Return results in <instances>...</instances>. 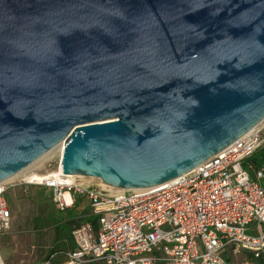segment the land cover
Instances as JSON below:
<instances>
[{
    "label": "water",
    "instance_id": "obj_1",
    "mask_svg": "<svg viewBox=\"0 0 264 264\" xmlns=\"http://www.w3.org/2000/svg\"><path fill=\"white\" fill-rule=\"evenodd\" d=\"M263 121L264 0H0V184L63 144L65 176L153 189Z\"/></svg>",
    "mask_w": 264,
    "mask_h": 264
},
{
    "label": "built area",
    "instance_id": "obj_2",
    "mask_svg": "<svg viewBox=\"0 0 264 264\" xmlns=\"http://www.w3.org/2000/svg\"><path fill=\"white\" fill-rule=\"evenodd\" d=\"M263 148L264 121L194 171L142 192L97 191L60 171L18 181L50 190L61 212L78 195L89 200L98 230L75 228L62 264H264V164L248 163ZM8 189L0 184V236L11 229Z\"/></svg>",
    "mask_w": 264,
    "mask_h": 264
},
{
    "label": "rangeland",
    "instance_id": "obj_3",
    "mask_svg": "<svg viewBox=\"0 0 264 264\" xmlns=\"http://www.w3.org/2000/svg\"><path fill=\"white\" fill-rule=\"evenodd\" d=\"M61 158V154L53 153L40 169L31 173V176H43L47 173L58 172ZM253 178L256 179L254 175ZM91 183L94 184V182L89 184ZM260 184L264 187V180L260 181ZM26 189L30 191L21 197L25 194ZM5 197L10 206H15L19 197L20 202L17 213L12 219L10 231L0 236V264H41L40 260L45 258L50 247L56 250L61 248V245L55 242V235L57 228L62 229V234L68 233L63 223L67 214L59 212L51 199L47 200V192L41 188L27 186L26 188L13 189ZM34 228H37V231H34ZM6 247L9 250V259ZM229 254L230 249L226 256ZM248 256V253L243 252L237 260L241 261Z\"/></svg>",
    "mask_w": 264,
    "mask_h": 264
},
{
    "label": "trees",
    "instance_id": "obj_4",
    "mask_svg": "<svg viewBox=\"0 0 264 264\" xmlns=\"http://www.w3.org/2000/svg\"><path fill=\"white\" fill-rule=\"evenodd\" d=\"M249 164H252L254 169H259L263 163H264V148L262 150H260L253 158H251L248 161ZM81 200L78 201V204H80ZM80 207V206H79ZM77 218H75L74 216H71V219L66 222L65 225V230L68 232L67 234H62V229L61 228H57L56 231V243L59 245H61L62 249L56 250L53 249L50 253V255H48L47 259H50L52 256L56 255V258L54 260V262L56 264H62L63 260L65 259V254L70 252V250L68 251L67 249H65L66 242H69L72 236V231L79 227L80 225L84 224V223H92L95 230H98V221L96 218L92 217L89 209H85L82 211H75L74 213ZM58 258H60L59 260H57ZM45 260V261H46ZM57 260V261H56Z\"/></svg>",
    "mask_w": 264,
    "mask_h": 264
},
{
    "label": "crops",
    "instance_id": "obj_5",
    "mask_svg": "<svg viewBox=\"0 0 264 264\" xmlns=\"http://www.w3.org/2000/svg\"><path fill=\"white\" fill-rule=\"evenodd\" d=\"M263 164H264V163H263ZM26 187H27V185L21 184V183H19V182L17 183L16 181H15V182H9V189H8L6 195H7L10 191H12L13 189H18V188L21 189V188H26ZM37 188L44 189V190L47 192V200H49V198H50L51 201L53 202V199H52V193H51L50 190H47V189L42 188V187H37ZM29 191H30L29 189H26V190H25V194L22 195L21 197H24L25 195H27V193H28ZM19 199H20V197L18 198V203H17L15 206H10L9 203H8V207H9V209H10V211H11V214H12L11 224H12V219H14V217H15V215H16V213H17V209H18V207H19V202H20ZM6 200H7V198H6ZM79 200H81L80 204H78V201H79ZM7 202H8V200H7ZM53 204H54V202H53ZM79 206H80V207H79ZM85 209H89V211L91 210V209H90V202H89V200H88L86 197L78 195V196L75 197V200H74L73 206H72L71 208L67 209V210L64 211V212H61V211H59V212L64 213V214H67V218H64V219H63V223L65 224L66 222H68V221L71 219V216H74L75 218H77V216L74 214L75 211H77V210H78V211H82V210H85ZM37 220H39V219H37ZM37 220L35 221V224H36ZM34 231H37V228H34ZM70 239H71V240H70L69 242L64 243V244H66L65 249H67L68 251H69V250H70V251H73V250H75V245H74V242H73L72 236H71ZM55 242H56V235H55ZM58 244H59V243H58ZM3 246H6V245H3ZM6 249H7V247H6ZM60 249H62V248H60ZM52 250H53V247H50L48 253H47L46 256H45V258H42V259L40 260V261H41V264L44 263V261L47 259L48 255H50V253H51ZM7 258L9 259V250H8V249H7ZM59 259H60V258H58L57 260H59ZM57 260H56V261H57ZM64 260H65V259H64ZM64 260H63L62 262H64Z\"/></svg>",
    "mask_w": 264,
    "mask_h": 264
},
{
    "label": "bare ground",
    "instance_id": "obj_6",
    "mask_svg": "<svg viewBox=\"0 0 264 264\" xmlns=\"http://www.w3.org/2000/svg\"><path fill=\"white\" fill-rule=\"evenodd\" d=\"M59 153V154H63V144H61L60 146H58L57 148H55L53 151H51L50 153H48L45 157H43L41 160H39L38 162H36L35 164H33L31 167H29L28 169L24 170L23 172H21L20 174H18L17 176H15L14 178L10 179L9 181H7L6 183H9V182H15L17 181L18 179L20 181H25V182H31L33 181L36 177L37 178H41L42 176H31V173L34 172L35 170H38L41 168V166H43V163L51 157V155L53 153ZM60 172H62L61 170V166L59 167L58 169ZM71 178H73L76 182L79 181L81 183L83 182H94V184L92 185H97L100 189H104L106 191H111V192H123L125 190H122V189H115V188H112L110 186H107V185H104V184H100V182L96 181V180H88V179H79L75 176H71ZM150 189H147V190H137L138 192H142V191H148ZM69 201V200H68Z\"/></svg>",
    "mask_w": 264,
    "mask_h": 264
}]
</instances>
